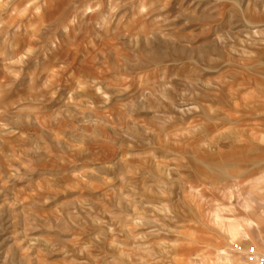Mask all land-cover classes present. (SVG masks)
I'll return each mask as SVG.
<instances>
[{"label":"rangeland","instance_id":"obj_1","mask_svg":"<svg viewBox=\"0 0 264 264\" xmlns=\"http://www.w3.org/2000/svg\"><path fill=\"white\" fill-rule=\"evenodd\" d=\"M262 176L264 0H0V264L249 263Z\"/></svg>","mask_w":264,"mask_h":264},{"label":"crops","instance_id":"obj_2","mask_svg":"<svg viewBox=\"0 0 264 264\" xmlns=\"http://www.w3.org/2000/svg\"><path fill=\"white\" fill-rule=\"evenodd\" d=\"M250 190H252L255 194L263 193L264 176L253 180L250 185ZM228 198L231 200L232 196L229 195ZM241 206L248 216L249 214H254V212L258 210L257 206L253 204L251 205L247 201H244ZM250 211L252 213H250ZM211 213L214 226L220 231V233L223 234L224 238H226L230 244L237 243L238 241L250 242L252 239V232H254L259 238V241L262 243L261 249L264 251V237L261 234V226L258 220L248 217H233L231 216V211L224 209H216ZM225 213L228 215L225 216ZM255 259L256 258H251L250 260L252 263L251 261L248 263L245 260V256L230 257L227 253H221V256H218L214 261H209L208 264H258Z\"/></svg>","mask_w":264,"mask_h":264},{"label":"built area","instance_id":"obj_3","mask_svg":"<svg viewBox=\"0 0 264 264\" xmlns=\"http://www.w3.org/2000/svg\"><path fill=\"white\" fill-rule=\"evenodd\" d=\"M254 251H255L254 248L251 249V250L249 251L250 255L255 254ZM253 258H254V257H253ZM256 259H257V263H258V264H264V254H263V255H260V256H258V257H256Z\"/></svg>","mask_w":264,"mask_h":264},{"label":"bare ground","instance_id":"obj_4","mask_svg":"<svg viewBox=\"0 0 264 264\" xmlns=\"http://www.w3.org/2000/svg\"><path fill=\"white\" fill-rule=\"evenodd\" d=\"M221 223H223V222H221Z\"/></svg>","mask_w":264,"mask_h":264}]
</instances>
